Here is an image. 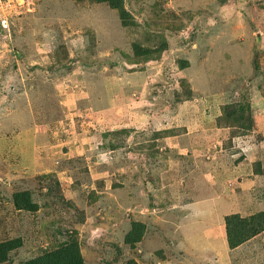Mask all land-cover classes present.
Instances as JSON below:
<instances>
[{"label": "rangeland", "instance_id": "rangeland-1", "mask_svg": "<svg viewBox=\"0 0 264 264\" xmlns=\"http://www.w3.org/2000/svg\"><path fill=\"white\" fill-rule=\"evenodd\" d=\"M228 209L264 211V0L0 6V264H264V230L210 255Z\"/></svg>", "mask_w": 264, "mask_h": 264}, {"label": "trees", "instance_id": "trees-1", "mask_svg": "<svg viewBox=\"0 0 264 264\" xmlns=\"http://www.w3.org/2000/svg\"><path fill=\"white\" fill-rule=\"evenodd\" d=\"M107 1L111 6H120L122 0H98ZM14 205L18 209H31L35 207L31 204L27 191L13 193ZM140 222H132L131 228L127 233L128 240L132 243L141 236ZM225 228L227 244L229 248H234L246 241L248 238L264 230V211L253 214L248 217H241L237 213H231L225 216ZM18 239L0 242V260L7 258V252L18 244ZM18 264H86L80 253L76 242L62 244L52 250L43 251L42 254L26 259ZM99 264H108L103 262Z\"/></svg>", "mask_w": 264, "mask_h": 264}, {"label": "crops", "instance_id": "crops-1", "mask_svg": "<svg viewBox=\"0 0 264 264\" xmlns=\"http://www.w3.org/2000/svg\"><path fill=\"white\" fill-rule=\"evenodd\" d=\"M196 178H198V177H196ZM200 178L201 179H204V177L203 176H200ZM219 181H220V179H219ZM198 191H199V187H198ZM232 212V209H228L227 211H226V213L228 214V213H231ZM226 213H225V215H226ZM215 234H216V230H215V227H212V233L209 235V236H207V237H205V238H203L202 236H199V237H196L195 239H190L189 240V243H188V245L190 246V247H194V245L193 244H198V245H200L201 247L203 246H205V248H203V251H206V250H208V246H207V243H210V241H209V239L213 236H215ZM218 235H219V233H218ZM258 235V234H257ZM208 238V239H207ZM205 239H207V241H206V243H205ZM195 240H199L198 242H195ZM201 242H202V244H201ZM222 242H223V244H222ZM212 246V248H211V253H210V255H213V256H217V258L219 259H226V257H225V255H224V253H226L227 255H228V258H231V260H232V255L234 254V251L236 250V249H238V248H240L241 247V245H238V246H236V247H234V248H229L228 246H225L224 245V240H220V236H219V239L216 241V243L215 244H213V245H211ZM224 247H225V250H224V252H223V249H224ZM201 260H204V259H201ZM212 260H214V257H212ZM216 260V259H215ZM199 262V261H198ZM197 262V263H198ZM214 262L215 261H212L211 262V264H214ZM209 264V263H208Z\"/></svg>", "mask_w": 264, "mask_h": 264}, {"label": "built area", "instance_id": "built-area-1", "mask_svg": "<svg viewBox=\"0 0 264 264\" xmlns=\"http://www.w3.org/2000/svg\"><path fill=\"white\" fill-rule=\"evenodd\" d=\"M35 0H0V6L9 9H19L20 11L30 12L34 9ZM3 26L6 23V19H2Z\"/></svg>", "mask_w": 264, "mask_h": 264}]
</instances>
